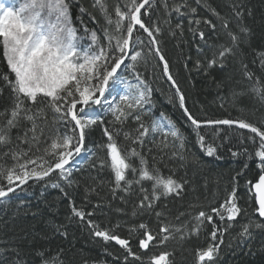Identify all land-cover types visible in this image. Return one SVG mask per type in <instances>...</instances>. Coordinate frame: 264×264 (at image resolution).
Returning <instances> with one entry per match:
<instances>
[{"label":"trees","instance_id":"16d2710c","mask_svg":"<svg viewBox=\"0 0 264 264\" xmlns=\"http://www.w3.org/2000/svg\"><path fill=\"white\" fill-rule=\"evenodd\" d=\"M168 2L179 3L180 0ZM187 4L197 10L192 18L201 20L199 29L205 34L203 41L189 31L190 17L175 12L168 16L162 0H155L148 14H142L146 23L156 24L162 29L157 37L159 46L185 96L186 107L199 120H244L264 130V101L249 91L252 82L244 77L242 69V64H247L254 78L259 76L264 82V68L260 65V54L264 53V0H201L200 5L196 0H187ZM81 7L86 9L85 13L80 12ZM71 8L74 26L79 30L78 36L84 35L81 20L99 35L103 17L92 8V0H73ZM211 9L229 21L228 27L232 31L238 32L239 24L250 32L246 38L241 34L244 42L236 55L228 58L225 68L214 67L204 71L202 67L196 71L194 61L199 59L202 65L206 64L212 58L209 46L226 40L220 20L212 14ZM236 10L243 12L240 22L234 15ZM88 13L96 16V23L89 19ZM205 19L217 25L215 32L204 23ZM177 23H182L183 35H180V29L175 28ZM192 27H196L195 24ZM173 31L177 35L173 36ZM134 33V38L139 35L140 39L147 40L146 34ZM89 43L90 40L82 39L81 48H87ZM197 47L203 48L204 52L198 55ZM185 63L187 68L184 67ZM136 71L152 88L151 103L145 105L143 123L148 126L163 115L185 138L184 147L180 149V142L173 137L165 138L159 132H150L145 138L143 153L150 164L153 157L157 162L163 161L157 163L161 174L165 177L171 175L183 183V194L161 198L155 202L153 209L136 208L143 195L139 191L128 195L117 191L113 195L114 176L111 169L107 163L103 169L95 166L99 160H107L104 151L98 147L106 142L103 127L108 126L110 130L119 127L110 125L111 117L105 114L104 125L95 126L88 133L85 151L80 157H75L76 161L86 154L89 160L85 161L86 157L81 159L79 169L72 172L74 183L71 186L60 180L55 172L46 179L47 185L45 181H33L23 191L19 190L0 201V264H43L44 260L56 256L63 264H151V258L162 253L169 254V264H200L199 251L218 244L221 238L223 243H219V250L211 264H264V227H255L256 224L264 225V220L257 217L255 197L249 191L261 174L260 161L252 155L257 146L248 139L254 134L220 126L214 127L220 130L217 135L212 131L213 127L202 128L201 134L206 136V143L214 142L217 145L213 156L206 155L197 142L192 125L179 107L175 90L164 78L158 59L150 57L148 63L138 64ZM8 72L6 60L0 52V75ZM123 72L132 83L136 82L131 69H123ZM233 93L240 94L234 96ZM10 97L8 85L0 79V112L10 108ZM136 127L137 122L131 118L124 125V129L133 135ZM118 144L122 148L128 146L123 138ZM233 152L237 155L234 156ZM173 153L176 155L173 156ZM4 163L11 165L12 161L5 158ZM52 183H59L63 191L51 187ZM148 184L145 182L146 186ZM133 187L136 188V185ZM234 188L236 202L242 211L235 221L220 220L211 209L220 208L223 212L221 205ZM73 205L85 213L84 220L73 214ZM201 210L213 216L212 224L205 222L198 233L189 232L183 238L176 233L167 242L159 243L164 235L160 232L162 224H182ZM89 212L92 215H88ZM156 212L162 215L157 217ZM88 221L93 222L92 227ZM250 221L249 231L252 235L249 239L240 233L243 225ZM141 223L146 224L147 228L140 229ZM229 224L232 226L227 227ZM213 225L221 229L215 241L211 238ZM191 227L189 224V230ZM224 228L227 230L223 231ZM96 230H106L109 234L129 240L132 253L141 259L136 260L113 241L95 236ZM146 231L151 232L155 239L143 251L139 241L145 238ZM204 264L209 262L205 261Z\"/></svg>","mask_w":264,"mask_h":264},{"label":"snow or ice","instance_id":"6c2138e0","mask_svg":"<svg viewBox=\"0 0 264 264\" xmlns=\"http://www.w3.org/2000/svg\"><path fill=\"white\" fill-rule=\"evenodd\" d=\"M196 3L200 5L201 0H196ZM72 4L73 0H24L18 9L0 5V48L9 69L8 73L0 75V79L8 85L11 92L10 108L0 112V201L16 192L17 188L23 191L22 186L29 180L45 181L47 185L46 178L53 172L71 186L74 183L71 179V161L74 156L85 151L88 133L95 126L104 125L105 114L111 117L110 125L119 127H112L111 130L108 126L103 127L106 142L98 147L104 151L107 160L101 159L95 166L103 169L107 163L111 169L114 176L111 189L113 195L117 191L125 195L139 191L143 195L136 204L138 209H153L155 202L161 198L181 196L184 184L171 175L163 176L157 167V163L163 161L157 162L153 157L150 164L143 153L145 138L150 132H159L165 138L173 137L180 142V149H183L185 141L175 125L163 115L148 126L142 121L146 114L145 105L151 103L152 88L136 71V66L148 63L150 57L155 56L160 62L164 77L174 88L179 107L192 125L197 142L206 155L213 156L217 145L214 142L206 143V136L201 134L203 127L235 125L238 129H246L254 134L248 139L257 146L252 155L260 161L261 174L257 182H249L252 184L249 191L253 192L254 189L253 195L258 204L255 211L259 218H264V130L244 120H199L189 111L185 105V96L159 46L157 37L162 29L142 19L141 10L148 14L154 7L155 0H92V8L103 17V24L98 35L96 30L89 29L81 20L83 36H78L79 30L74 26ZM162 5L168 16L172 12L180 16L188 15L189 31L201 41L204 40L205 34L199 29L201 20L192 18L197 10L190 7L187 0L172 4L168 0H162ZM211 11L220 20L226 40L209 46L212 58L206 64L202 65L199 59L194 61L193 67L196 71H200L202 67L204 71L214 67L225 68L228 58L234 57L244 42L241 34L246 38L250 32L247 27L239 24L238 32L232 31L228 27L227 19L214 9ZM80 12L85 13L86 9L81 7ZM234 15L238 22L242 21V11L236 10ZM88 16L93 23L97 22L95 15L88 13ZM204 23L215 32L216 24L208 19ZM193 24L196 27H192ZM175 28L180 29V35H183L182 23H177ZM134 32L146 34L147 40L140 39L139 35L134 40ZM171 34L177 35L175 31ZM82 39L90 40L87 48H81ZM203 52V48L197 47L198 55ZM188 59L191 60V57ZM260 65L264 68V53L260 54ZM122 66L125 70H132L135 83L124 75ZM184 67H188L187 63ZM242 69L244 77L252 82L249 91L264 101V82L259 76L254 78V73L247 64H242ZM239 94L233 93L234 96ZM130 118L137 122L135 135L124 129ZM212 131L218 135L220 130L213 127ZM121 138L127 142V147L122 148L118 144ZM244 151L247 152V149ZM233 155L237 153L233 152ZM5 158L12 161L11 165L4 163ZM145 182L149 184L146 186ZM51 187L61 188L59 183H52ZM236 201L234 188L221 205L224 211L212 208L211 212L220 220L235 221L242 211ZM72 212L80 220H84L85 213L74 205ZM135 214L134 212L133 215ZM155 214L157 217L162 215L161 212ZM88 215L92 213L89 212ZM205 222L212 224L213 216L201 210L182 224H162L160 232L164 235L159 243L167 242L176 233L180 234V238L189 232L198 233ZM251 223L250 221L243 225L240 233L242 237L251 238ZM88 224L93 226L92 221H88ZM189 224L192 225L190 230ZM231 226L229 224L227 227ZM255 227L264 225L256 224ZM139 228L146 229L147 225L141 223ZM226 230L227 228L223 229ZM218 231L221 229L213 225L212 240L217 239ZM94 235L105 241H115L136 260L141 259L132 253L129 240L109 234L106 230H96ZM144 235L145 238L139 241V247L147 250L149 242L155 236L148 231ZM219 243H223L222 238ZM219 243L199 251L200 264L205 261L211 264L219 250ZM168 255L162 253L152 257L151 264H169ZM43 264L63 262L56 256L44 260Z\"/></svg>","mask_w":264,"mask_h":264},{"label":"water","instance_id":"95a60500","mask_svg":"<svg viewBox=\"0 0 264 264\" xmlns=\"http://www.w3.org/2000/svg\"><path fill=\"white\" fill-rule=\"evenodd\" d=\"M147 7V6H146ZM141 13L143 14L144 13V10L142 9L141 10ZM165 78V77H164ZM165 80H166V78H165ZM167 81V80H166ZM168 82V81H167ZM169 84H170V82H168ZM171 85V84H170ZM174 89V88H173ZM220 126H222V127H229L228 125H214V126H212V127H220ZM232 128H236V126L235 125H233L232 126ZM236 129H238V128H236ZM239 130H242V131H245V132H248L246 129H239ZM53 173H55V172H53ZM52 173V174H53ZM51 174V175H52ZM50 177V176H49ZM49 177H47V178H49ZM46 178V179H47ZM31 182H33V180H29L28 181V183L27 184H25V185H23L22 186V188H24L25 186H27L29 183H31ZM18 190H21V189H19V188H17V190L16 191H18ZM253 192H254V189H253ZM10 194H12V193H10ZM255 197V196H254ZM255 203H256V199H255ZM258 207V204L256 203V208ZM256 215H257V217H258V213L256 212ZM261 220H264V218H260ZM114 243H115V241H113ZM116 244V243H115ZM117 245V244H116ZM118 246H120V245H118ZM121 247V246H120ZM144 250V249H143Z\"/></svg>","mask_w":264,"mask_h":264},{"label":"rangeland","instance_id":"374dc122","mask_svg":"<svg viewBox=\"0 0 264 264\" xmlns=\"http://www.w3.org/2000/svg\"><path fill=\"white\" fill-rule=\"evenodd\" d=\"M24 2V0H0V5H3L5 7H17L19 8V6ZM135 35V33L133 34V36ZM127 62V61H126ZM123 70V69H122ZM242 131V130H241ZM249 133V132H248ZM252 134V133H250Z\"/></svg>","mask_w":264,"mask_h":264},{"label":"bare ground","instance_id":"6f19581e","mask_svg":"<svg viewBox=\"0 0 264 264\" xmlns=\"http://www.w3.org/2000/svg\"><path fill=\"white\" fill-rule=\"evenodd\" d=\"M133 38H134V36H133ZM134 40H135V38H134ZM106 95H107V93H106ZM203 128H206V127H203ZM92 151H95V149L94 148H92ZM83 152V151H82ZM82 154V153H81ZM81 154H80V156H81ZM86 157V159H85V161H88L89 160V156H86V154H84V155H82V157L79 159V160H76V161H71V167L73 168V171H76V170H78L79 169V163L81 162V159H83V158H85Z\"/></svg>","mask_w":264,"mask_h":264}]
</instances>
